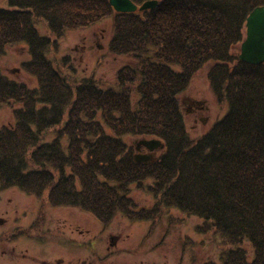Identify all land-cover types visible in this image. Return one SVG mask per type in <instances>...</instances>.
<instances>
[{
    "label": "trees",
    "instance_id": "1",
    "mask_svg": "<svg viewBox=\"0 0 264 264\" xmlns=\"http://www.w3.org/2000/svg\"><path fill=\"white\" fill-rule=\"evenodd\" d=\"M6 1L0 57L26 45L22 70L37 88L0 74V108L14 121L0 128V187L45 194L50 207L80 209L103 227L118 215L153 223L175 209L231 246L221 264H264V63L249 65L231 53L246 17L264 0H130L137 7L157 2L134 13H117L108 0ZM109 16V55L134 60L118 70L119 90L93 78L77 83L53 67L48 53L65 32ZM35 22H44L52 39L39 35ZM206 64L209 88L228 110L192 139L179 98ZM50 132L54 138L45 142ZM126 136L157 139L163 153L152 164L135 163ZM144 182L155 202L135 210L129 187Z\"/></svg>",
    "mask_w": 264,
    "mask_h": 264
},
{
    "label": "rangeland",
    "instance_id": "2",
    "mask_svg": "<svg viewBox=\"0 0 264 264\" xmlns=\"http://www.w3.org/2000/svg\"><path fill=\"white\" fill-rule=\"evenodd\" d=\"M0 7L8 8L7 1L0 0ZM35 28L39 35L52 39L44 22H35ZM112 31V16L83 30L67 31L59 41L58 50L56 52L49 51L47 57L56 70L63 75L74 76L77 83L82 79L93 78L102 89L117 91L119 89L115 81L118 70L125 65L132 66L134 60L109 55L108 44ZM239 49L240 45L235 46L231 53L237 56ZM64 58L66 60H63ZM26 61H29L27 46L23 44L13 46L0 57V74L10 80L24 83L30 89L37 88L35 79L29 77L22 70V64ZM209 65L211 64H206L196 73L188 89L179 98L185 128L192 139L207 133L214 124L224 117L228 110V105L218 102L209 88L207 81ZM136 99L135 95L132 96V101ZM198 102L200 106H196L195 103ZM65 120L66 114L61 126ZM13 123L10 110L1 107L0 128L2 126L11 127ZM53 138V132L47 133L45 142H49ZM143 139L126 136L123 138V142L127 147L132 148L134 154L135 144ZM63 145H66V140L63 141ZM156 156H159L158 152ZM149 184L151 182H144L142 186L130 185L127 196L133 201L135 210H146L153 207L155 200L147 190ZM16 193L19 194L17 191H13V194H5V196L18 200V197L15 196ZM28 198L33 199L32 197ZM42 200L45 204L43 207L45 214L49 219L47 225L49 230L65 223L90 232L97 233L99 230H103L97 220L80 209L50 208L45 194L35 204H42ZM31 204L33 203L31 202ZM200 225L201 221L196 217L188 216L175 209H165L153 223L151 220L147 222L131 221L118 215L105 229L106 232L113 234L121 233L122 238L129 235V238L125 239L121 246L128 250H134L138 246L139 253L134 261L141 260L144 264H221V255L231 246L227 245L222 237L212 230L198 231L196 228ZM79 244L87 247L86 252L93 250L89 249L94 244L91 240L80 239ZM243 248L248 250V245L244 244ZM128 254L131 253L127 252L123 256H129L128 259L133 260ZM248 255L249 258L252 257L251 252Z\"/></svg>",
    "mask_w": 264,
    "mask_h": 264
},
{
    "label": "flooded vegetation",
    "instance_id": "3",
    "mask_svg": "<svg viewBox=\"0 0 264 264\" xmlns=\"http://www.w3.org/2000/svg\"><path fill=\"white\" fill-rule=\"evenodd\" d=\"M195 104L200 106L199 102ZM141 152L146 150L141 148ZM13 191L19 193L15 195L18 200L7 197ZM38 200L40 197L26 195L17 188L0 187V264H144L141 260L134 261L138 246L134 250L121 246L129 235L122 238L119 232H106L102 225L103 230L97 233L69 223L49 230L45 204L43 200L42 204H35ZM80 239L91 240L94 244L89 249L93 250L86 252L87 247L79 244ZM127 252L133 260L123 256Z\"/></svg>",
    "mask_w": 264,
    "mask_h": 264
},
{
    "label": "water",
    "instance_id": "4",
    "mask_svg": "<svg viewBox=\"0 0 264 264\" xmlns=\"http://www.w3.org/2000/svg\"><path fill=\"white\" fill-rule=\"evenodd\" d=\"M110 7L117 13H134L154 9L156 1H146L137 7L130 0H108ZM245 38L240 44L238 60L249 65L264 63V6L254 8L245 20ZM141 147L148 152L141 153ZM163 149L161 141L156 139L140 140L135 146L133 161L152 164L155 161L154 151Z\"/></svg>",
    "mask_w": 264,
    "mask_h": 264
}]
</instances>
